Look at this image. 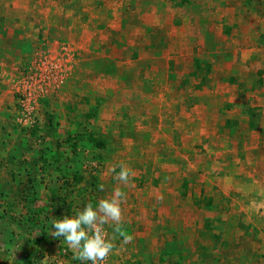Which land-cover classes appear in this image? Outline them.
<instances>
[{"label":"rangeland","instance_id":"374dc122","mask_svg":"<svg viewBox=\"0 0 264 264\" xmlns=\"http://www.w3.org/2000/svg\"><path fill=\"white\" fill-rule=\"evenodd\" d=\"M180 1L0 0L43 25L35 48L20 40L32 58L0 79V264H91L50 235L51 219L117 187L133 239L105 225V264H264V0ZM23 16L12 18L28 32ZM196 67L176 90L169 75ZM96 95L123 105L100 109L98 136L83 118ZM130 121L145 142L128 143ZM121 162L128 185L110 171Z\"/></svg>","mask_w":264,"mask_h":264},{"label":"clouds","instance_id":"9594fccd","mask_svg":"<svg viewBox=\"0 0 264 264\" xmlns=\"http://www.w3.org/2000/svg\"><path fill=\"white\" fill-rule=\"evenodd\" d=\"M118 167L119 172H116L117 165L110 169L115 173L114 179L124 185L130 184L133 170L124 162ZM126 199V193L117 187L109 196L99 199L95 205L88 202L82 209L74 210L71 216L51 219L52 229L55 230L51 231L50 235L54 238L64 237L74 253V259L90 261L91 264H105L110 253L116 248L115 236H109L105 225L114 226V232L123 237V244H128L133 239L123 231L124 216L121 205Z\"/></svg>","mask_w":264,"mask_h":264},{"label":"crops","instance_id":"0c3cea01","mask_svg":"<svg viewBox=\"0 0 264 264\" xmlns=\"http://www.w3.org/2000/svg\"><path fill=\"white\" fill-rule=\"evenodd\" d=\"M2 9L3 8H0V17L3 16L5 19H4L3 22L0 23V79H1V83L4 86H6L8 83H5V78L9 77L8 75H9L10 71L14 67H18L20 62L22 61V59L24 57L27 56L29 59L32 58L31 55H28V52H27V54L23 52V50L21 49V47H23L22 46L23 42L22 41L20 42V40H22L23 38L25 40H28V43H29L28 44V48L29 49L35 48L38 45L39 41H40L39 35L42 34L40 31H39V33H37L36 31L39 30L40 28H43V25L41 23H37L38 20L32 19L31 17H33V15L28 17V15H30V11H29V8H26V6H25V9L22 12V14L18 13V14L12 15L13 13L9 12V10L8 11H4V10L2 11ZM18 10L20 11V9H18ZM53 13H54V10L50 14H53ZM50 14H48V15L46 14V16L50 17ZM58 14H59V12H58ZM61 14H65V12L63 13L61 11ZM22 15H24L25 17L24 16L23 17L26 18L25 23H26V25H28V27H27L29 29L28 32H25V30H23L20 25H19L20 29H16V23L18 21L16 19L12 18L14 16L15 17H20ZM53 15H51V16H53ZM55 18L56 17L54 16V19ZM13 21H16V22H13ZM44 26L47 27V25H44ZM33 28H34V30H33ZM47 29H52L51 20H50V23H49V26L47 27ZM24 32H25V34H24ZM26 33H28V34H26ZM41 46H39V48H42ZM33 51H35V49ZM89 59H91L90 62L92 64H94L96 62L95 61L96 59L92 55L90 56ZM195 61L197 63V57H195ZM78 62H80V61H78ZM191 67H192V64H191ZM87 68L89 69V66H87ZM196 70H197V67H196V69H194V68L193 69L190 68L188 70L184 69L182 71H178L175 74L172 73V75H169V77L174 82V86L176 87V88L175 87L174 88L176 90H179V91L180 90L183 91L185 89H188L191 86V80L194 78V74H195ZM92 72H93V74H95L94 71H92ZM11 73H12V71H11ZM145 74H147V73H145ZM73 75L76 76L75 80H81V76L76 74V72H74ZM94 78H95V76H93V80H94ZM68 79H69V77H68ZM72 79L73 78H71L70 80L73 82ZM89 79L91 80L92 78H89ZM133 85H134V83L131 82L130 86H133ZM94 90H96V89H94ZM95 94H99V93L94 91L93 92V96ZM76 95L77 96L80 95V90L77 89L75 92L73 91V96H76ZM96 98L94 97L93 99H91L89 101V103L91 105H94V102L96 103L95 108L92 109L91 113H83L84 114L83 118L85 120H87V122L89 121L88 119H90L89 123L91 122V124H92V129H93V133L94 134H96L98 129H100V132L103 130L104 133H108L109 131H106L105 129H102V128H105V127H103V122H100V115L102 114L101 113L99 115L100 109L103 107V109L105 108V111H106L107 110L106 106L109 107V106H114L115 105L117 110H118L119 106H123V105H120L119 103H117V100L112 99L111 97L110 98H102L101 96L96 95ZM158 104H160V103H158ZM177 105H178V103H175V105H173L174 111L175 110L179 111V107L180 106H177ZM111 109H112V107H111ZM86 112H87V110H86ZM88 114H90V115H88ZM98 115H99V120H98ZM147 117L148 116H146V115L145 116L141 115L140 116V119H141L140 123L144 122V120H146ZM101 118H102V116H101ZM158 127L161 128L160 130H162V128H163V119L162 118L160 120V124H158ZM140 129H142V127H138L137 124L134 125L133 121H130L129 123H125L124 126L122 125V130L123 131L127 130L126 133L129 135L128 139H127L129 144L133 145L132 141H136L135 139H137L139 141L141 140L143 142L146 141V140L141 139L142 137L138 138V136H137L138 135L137 134L138 131L141 132V134H143V133L145 134V132H146V131H143V129H142V131ZM96 136H98V135L96 134ZM103 136L107 137V135H104V134H103ZM118 140H120V139H118ZM150 140L152 142V141H156V140H160V139L159 138L158 139L150 138ZM77 141L78 142H76L77 143L76 145H78V147H77L78 149L80 148L81 145H82V148H83V146H88L89 148L93 147L92 144L84 141V139L82 141H79V138H78ZM120 141L121 142H124V141L126 142V139H123V140H120ZM121 142H117L116 141V143H118V147H121L120 146ZM168 142H169L168 139H164V142L162 143L163 148H164V144L168 143ZM109 144L110 143H108V145H106V146H103L104 148H102V149H100V148L95 149V154L100 155V153H101V156L105 157L103 155L104 153H102V151L105 152L106 149L110 148ZM118 147L116 149H118ZM80 151L84 152L82 150H80ZM97 158H100V156H97Z\"/></svg>","mask_w":264,"mask_h":264},{"label":"trees","instance_id":"16d2710c","mask_svg":"<svg viewBox=\"0 0 264 264\" xmlns=\"http://www.w3.org/2000/svg\"><path fill=\"white\" fill-rule=\"evenodd\" d=\"M181 3H183V4H187V3H189L190 2V0H181L180 1ZM49 126H51L50 124H49ZM26 131V130H25ZM74 141H75V143H73L74 145H75V147H76V142H77V139L76 138H74ZM62 142H57L56 143V148H60L61 146H62ZM47 150H50V148H46L45 149V151L43 152L44 153V157H48V151ZM60 157H61V155L58 157V159L60 160ZM36 160V159H35ZM59 160H57V162L59 161ZM68 160V158L66 159V161ZM56 199H57V196L56 195H53V196H51V202H52V204H55V202H56ZM208 205H210L211 206V203H210V201L208 202ZM52 208L54 207V206H51ZM211 207H213V206H211ZM55 208V207H54ZM36 214H39V213H36ZM37 216V215H36ZM33 224L32 225H35L36 223L35 222H32ZM43 225H42V227H43V232L45 233V230H46V225H45V223H42ZM36 226V225H35ZM35 228V227H34ZM204 255V254H203Z\"/></svg>","mask_w":264,"mask_h":264}]
</instances>
